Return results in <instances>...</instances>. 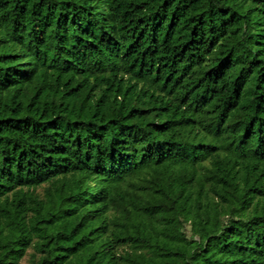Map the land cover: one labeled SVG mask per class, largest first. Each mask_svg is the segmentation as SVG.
Wrapping results in <instances>:
<instances>
[{
	"label": "trees",
	"instance_id": "16d2710c",
	"mask_svg": "<svg viewBox=\"0 0 264 264\" xmlns=\"http://www.w3.org/2000/svg\"><path fill=\"white\" fill-rule=\"evenodd\" d=\"M27 254L264 264V0H0V264Z\"/></svg>",
	"mask_w": 264,
	"mask_h": 264
},
{
	"label": "rangeland",
	"instance_id": "374dc122",
	"mask_svg": "<svg viewBox=\"0 0 264 264\" xmlns=\"http://www.w3.org/2000/svg\"><path fill=\"white\" fill-rule=\"evenodd\" d=\"M32 250H29L28 253H30ZM29 256L28 254L24 257V259L21 261V264H29L28 262Z\"/></svg>",
	"mask_w": 264,
	"mask_h": 264
}]
</instances>
